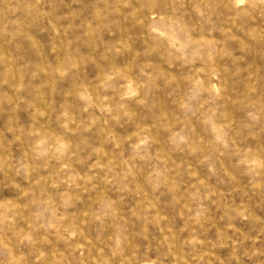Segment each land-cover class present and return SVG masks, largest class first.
<instances>
[{
  "label": "rangeland",
  "instance_id": "obj_1",
  "mask_svg": "<svg viewBox=\"0 0 264 264\" xmlns=\"http://www.w3.org/2000/svg\"><path fill=\"white\" fill-rule=\"evenodd\" d=\"M0 264H264V0H0Z\"/></svg>",
  "mask_w": 264,
  "mask_h": 264
}]
</instances>
